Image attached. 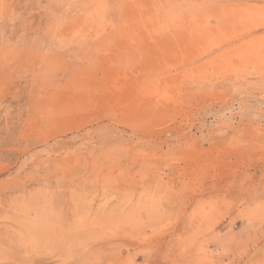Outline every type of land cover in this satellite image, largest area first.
Listing matches in <instances>:
<instances>
[{
  "label": "rangeland",
  "instance_id": "374dc122",
  "mask_svg": "<svg viewBox=\"0 0 264 264\" xmlns=\"http://www.w3.org/2000/svg\"><path fill=\"white\" fill-rule=\"evenodd\" d=\"M0 264H264V0H0Z\"/></svg>",
  "mask_w": 264,
  "mask_h": 264
}]
</instances>
